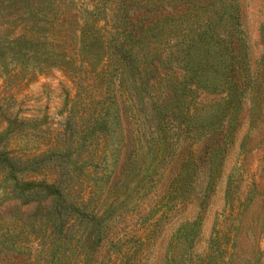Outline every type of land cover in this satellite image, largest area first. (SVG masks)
Returning a JSON list of instances; mask_svg holds the SVG:
<instances>
[{
  "label": "rangeland",
  "instance_id": "rangeland-1",
  "mask_svg": "<svg viewBox=\"0 0 264 264\" xmlns=\"http://www.w3.org/2000/svg\"><path fill=\"white\" fill-rule=\"evenodd\" d=\"M0 150L106 234L25 247L0 162V264H264V0H0Z\"/></svg>",
  "mask_w": 264,
  "mask_h": 264
},
{
  "label": "trees",
  "instance_id": "trees-1",
  "mask_svg": "<svg viewBox=\"0 0 264 264\" xmlns=\"http://www.w3.org/2000/svg\"><path fill=\"white\" fill-rule=\"evenodd\" d=\"M50 156H52V154H48L44 159L49 158ZM13 158H15V156L0 150V162L4 163L5 161H8L10 164L9 169L13 176L11 179L12 186H10V190L17 192L16 195L19 196L18 199L21 197H27L29 203L30 201L39 202L40 200L36 198L38 193L40 195L46 188L51 191L50 200L47 202L46 196L45 199H43V203L45 204L42 207V213L40 216L37 220L35 218L33 222L29 223L30 231L25 230V233L31 238L30 242L25 244V247H29L30 249L37 247L43 248L45 246V238H48L46 248L51 245L57 246L58 241L63 240L67 217L73 216L78 220V223H81L84 227V246H86L88 250L92 248L91 251L99 249L103 243L104 236L106 235L102 230L105 223L103 210L97 207L87 209L84 207L83 203L77 204L72 202L69 198V194L61 189V187L55 182L48 184L44 181L37 182L36 180H30L23 177L19 179L17 177L19 170L15 168L16 165H13ZM30 160H32V163L35 162L34 158H31ZM38 162L40 161L37 160V163ZM28 202H24V204H27ZM5 230L7 233H15L22 229L19 224L10 223L6 225Z\"/></svg>",
  "mask_w": 264,
  "mask_h": 264
}]
</instances>
